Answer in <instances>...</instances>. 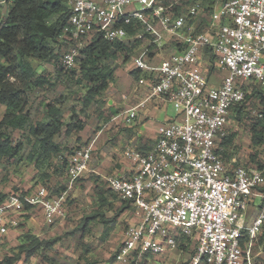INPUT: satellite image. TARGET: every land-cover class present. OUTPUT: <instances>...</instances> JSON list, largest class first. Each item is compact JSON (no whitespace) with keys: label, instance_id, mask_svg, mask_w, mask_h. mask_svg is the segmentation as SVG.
<instances>
[{"label":"built area","instance_id":"2783aa9c","mask_svg":"<svg viewBox=\"0 0 264 264\" xmlns=\"http://www.w3.org/2000/svg\"><path fill=\"white\" fill-rule=\"evenodd\" d=\"M179 4L187 8L185 16L174 11ZM68 7L60 35L70 47L61 55L65 67L74 66L85 40L94 35L108 42H145L133 59L142 73L139 83L148 82L144 74L153 75L147 99L164 96L176 112L158 127L149 150L124 149L131 175L105 178L136 217L125 230L115 262L138 264L145 253L176 249L187 238L196 241L188 264H255L250 246L264 225V171L229 167L216 149L222 150L217 145L226 136L231 106L246 98L240 83L254 81L264 88V0H217L207 26L199 31L193 26L185 30L187 18L201 11L199 1L68 0ZM169 41L176 45L174 51L158 62L149 57V50L162 54ZM211 67L226 72L217 87L208 83ZM136 108L122 110L112 120L131 124ZM91 151L90 145L80 147L68 157L67 185L59 195L38 186L31 193L12 192L0 202V257L26 207L39 209L48 224L64 218L67 192L88 171ZM255 198L261 206L245 226L246 210ZM244 235L248 242L243 245Z\"/></svg>","mask_w":264,"mask_h":264},{"label":"trees","instance_id":"16d2710c","mask_svg":"<svg viewBox=\"0 0 264 264\" xmlns=\"http://www.w3.org/2000/svg\"><path fill=\"white\" fill-rule=\"evenodd\" d=\"M6 3L8 9L3 15L0 14V105L4 107L0 119V159L6 157L10 161L18 160L23 154L25 144H28L25 158L32 162L38 170L50 166L54 157H57L56 159L63 167H67V159L74 150L87 146V144L78 145L67 156L61 151L62 146L56 137L61 134L70 137L75 133H81L85 127L88 110L91 107L99 106L97 109L98 118H103L105 122L108 120L111 125L125 126L121 119L112 120L113 116L120 110L112 113L109 109L108 113L105 114V110H103L105 101L102 95L115 82V70L117 68L115 61L119 54H125L127 58L132 51L141 47L142 42L140 40L108 42L100 35H94L85 40L75 59L74 66L67 68L62 64L61 56L59 57V49L61 46L69 47L66 40L60 39L62 28L69 14L68 0H6ZM175 12L179 14L177 11ZM128 31L131 33V28ZM64 52L66 50L62 54ZM148 54L149 57L152 56L153 51L149 50ZM34 61H38L41 68L42 63L45 62L56 65L55 77L38 72L33 65ZM131 67L133 74L138 78L137 76L142 74L141 71L136 69L134 65ZM76 68L80 74V77L75 79L76 83L82 84L84 88L78 97L79 109L74 105L67 107L65 105L67 95L59 92L42 103V115L39 119L34 120L29 107L31 94L45 91V89L54 91L57 88V83L61 82L65 76L67 80L73 78ZM144 76L148 82H151L154 77L148 73ZM240 87L246 92V98L241 103L232 105L229 113L234 119H238L242 113V106L252 97H256L262 107L251 123L250 139L253 145L262 144L264 142V89L254 81L242 82ZM68 111L69 114L67 115ZM97 129L98 127L94 129V132ZM14 131H27V136L25 139H19L13 143L11 135ZM234 136V133L228 134L226 132V136L218 142L217 146L222 150L216 149V151L223 159L226 147L232 142ZM104 184L107 188L102 185L95 188L97 189L98 208L107 204V194L118 197L106 182ZM73 187L67 192L65 201H67L69 192ZM6 197L5 194H0V202ZM26 210L25 215L31 208L26 207ZM101 216L103 214L99 210L94 211L89 216H84L78 228L86 230ZM263 231L264 225L261 233ZM261 233L257 238L264 247V233L263 237H261ZM247 239L245 235L242 237L243 245ZM53 241L55 240L42 241L33 235L25 236L20 245L19 254L24 253L25 256L29 257L49 246ZM192 241L194 242V240L182 238L179 246L182 248L190 247ZM147 254L145 253L140 258L138 264H146L144 260ZM19 256L12 257L7 262L5 260L4 263L0 262V264H12L13 260ZM0 260H2L1 257Z\"/></svg>","mask_w":264,"mask_h":264},{"label":"rangeland","instance_id":"374dc122","mask_svg":"<svg viewBox=\"0 0 264 264\" xmlns=\"http://www.w3.org/2000/svg\"><path fill=\"white\" fill-rule=\"evenodd\" d=\"M192 1L200 2L201 11H199L196 16L187 18L185 30H188L190 26L195 27L197 31L203 30L207 26L209 12L215 7L217 0ZM164 3H167V1ZM138 8V5L134 7V9ZM7 9L8 5L6 0L4 2L0 0V14L3 15ZM186 9L187 8L181 4L174 8L175 11L184 16L187 13ZM168 39L169 38H167V40ZM168 43H170V41ZM168 43L166 45H168ZM145 44L146 43L143 42L141 47L132 51L130 55H128V59L125 57V54H119L115 61L117 65L115 75L120 73L131 77L133 80H139L141 74L136 78L132 72L133 70H131V66L134 65L132 60L143 49ZM68 49V46H61L59 49V57L64 50L67 51ZM167 50L169 49L166 46L163 48L162 53L166 54L172 52H167ZM260 59L264 62V54L261 55ZM33 65L38 72L50 75L51 77H55L56 75V65L52 63H42V68L39 66L40 63L38 61H34ZM78 77H80V74L76 68L73 78L67 80L65 76L61 82L57 83V88L54 91L45 89V91L31 94L29 107L32 111L34 120L39 119L42 115V103L46 102L50 97H54L56 93L59 92L63 95H67L65 104L67 107L74 105L79 109L78 97L80 96L79 93L84 91V88L82 84L76 83L75 79ZM112 86L103 93L102 97L107 96L108 91L111 93L112 90H110V88ZM261 107L262 105L259 103L258 99L252 97L242 106V113L238 119H234L233 116L230 115L226 124V129L228 134H235L234 139L237 141L233 147V155H236L237 159L235 165L254 166L264 171V142L259 145H253L250 139L251 123ZM98 108L99 106H95L88 110L85 125L91 126L90 128L96 129L98 127L97 122L94 121V115L98 113ZM126 109H121L120 111ZM168 111L172 118L176 115L171 104L168 107ZM3 112L4 107L0 105V119ZM104 112L105 114L107 113L106 111ZM68 114L69 111L67 112V115ZM123 125L125 124L123 123ZM93 132L92 130H87L85 135L79 132L70 137H65L64 134H61L57 136L56 139L62 146L61 151L63 154L68 156L78 145H86L88 140L91 139ZM11 136L12 142L16 143L19 139H25L27 131H14ZM109 142H111L112 145L114 144L113 139ZM28 147V144H25L23 154L18 160L10 161L6 157L0 159V194H5L7 196L17 191L31 193L38 186H44L50 191L52 196L59 195L67 182L66 167H63L56 159L57 157H54L50 166L38 170L32 162L25 158ZM87 173L88 172H86L84 176ZM84 176L80 177L75 183L76 187L80 188L72 189L73 191L71 194L69 192L68 199L64 203V218L56 220L52 224H48L44 222L39 209H31L28 214L24 216L23 222L19 227L10 230L7 239L3 243L4 247L1 256L2 260H0L1 263H4L5 260L7 262L12 257L16 258L20 255L19 258L13 260L12 264H116L114 262V255L124 239L125 230L128 227L126 218H123L126 217L125 210L117 208L120 202L117 201L120 200L118 197L109 198L111 204L98 208L94 183L89 184L91 180L98 182L97 179L95 181L96 175H93V177L89 176L88 178H84ZM100 185L107 188L104 182H99L97 187ZM260 206L261 200L259 198L254 199L250 203L247 215L248 223L257 215ZM96 210H99L103 216L98 217L94 223L87 228L89 230H80L78 227L83 217L93 214ZM112 221H114V224ZM170 230H175V228L170 227ZM263 233L264 231L261 233V237H263ZM28 235L36 236L42 241H55L44 249L27 257L24 253L19 254V249L24 241V237ZM192 243L195 245V242L192 241ZM190 247L182 248L179 246V248L177 247L174 249L173 253L168 252L157 257L148 255V259H145L144 262H146V264H188L191 258L190 256H192L195 251L193 245L191 248ZM250 252L252 259L255 257L258 264H264V247L261 241H259V238L251 243Z\"/></svg>","mask_w":264,"mask_h":264},{"label":"crops","instance_id":"0c3cea01","mask_svg":"<svg viewBox=\"0 0 264 264\" xmlns=\"http://www.w3.org/2000/svg\"><path fill=\"white\" fill-rule=\"evenodd\" d=\"M166 46L169 49L167 50L168 52V51H174L176 45L170 43ZM204 54L205 56H208L209 49H206ZM162 55H165V53L157 54L153 52V55L151 57L155 62H158L159 59L162 57ZM225 73H226L225 71L211 67L208 73L206 74L208 77L209 85L214 87L219 86L222 82ZM110 90H112L111 93L108 91L107 96L103 98L105 101L103 110H105L108 113L110 109V111H112L113 113L121 109L137 107L136 108L137 114L134 120L132 121V123L125 126L111 125L108 120L105 122L103 118H98L97 113L94 115V121L97 122L98 129L92 133L91 139H89L87 142V146L90 145L92 151H91V160L89 163V169L87 171L88 173L84 176V178H88L89 176L93 177V175H96L95 181L97 179L98 182H94L93 180L89 182V184L94 183L95 188L97 185H99V182L105 183V178L108 176L131 175L133 172L132 165L124 157L123 154L124 149L126 147H134L142 151L149 150L153 146L156 140L158 127L162 123L170 119H173L176 116L175 115L173 118L170 116L168 107L171 103L166 100V97L157 96L147 99L149 96L148 82L139 83V80L138 81L136 79L133 80L129 76H125L124 74L118 73V75H116L115 82L113 86L110 88ZM229 117H230V113H229ZM90 127L91 126L86 124L84 129L81 131V133L85 135V132L87 130L94 131V128H90ZM112 139L114 143L113 145L111 142H109ZM236 143L237 141H235L233 137L232 142L226 147L225 155L223 156L225 163L229 167L234 166L235 163L237 162L236 155H233V147L234 144ZM66 185L67 182L63 187L64 189H62V191L65 190ZM75 188L79 189L80 187L77 188L75 184L73 189ZM96 190L97 189H95V192L97 193ZM72 191L73 190L70 191V194ZM112 197L114 198L115 196H110L109 194H107V199H106L107 204H111L109 198ZM117 201H120L118 203L119 207L117 208H121V210H125L126 217L123 218H126L128 225L136 222V217L134 216L133 208L131 207V205L127 201H122V200H117ZM248 209L246 210V214H245V226L251 223V222L248 223V219H247ZM192 245L194 246L193 249H195V245L191 242L190 246L192 247ZM168 252L173 253L174 249H168L161 254L148 253L146 259H148V255H153L152 257H157ZM253 260L255 264H258L255 257L253 258Z\"/></svg>","mask_w":264,"mask_h":264}]
</instances>
